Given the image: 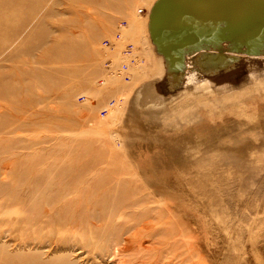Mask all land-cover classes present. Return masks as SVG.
I'll list each match as a JSON object with an SVG mask.
<instances>
[{
    "label": "rangeland",
    "instance_id": "1",
    "mask_svg": "<svg viewBox=\"0 0 264 264\" xmlns=\"http://www.w3.org/2000/svg\"><path fill=\"white\" fill-rule=\"evenodd\" d=\"M154 1L0 0V264H264V77L137 107ZM119 191L150 200L98 222L127 232L63 227L71 200Z\"/></svg>",
    "mask_w": 264,
    "mask_h": 264
},
{
    "label": "water",
    "instance_id": "2",
    "mask_svg": "<svg viewBox=\"0 0 264 264\" xmlns=\"http://www.w3.org/2000/svg\"><path fill=\"white\" fill-rule=\"evenodd\" d=\"M147 19L159 68L138 89L137 107L166 111L264 77V0H155Z\"/></svg>",
    "mask_w": 264,
    "mask_h": 264
},
{
    "label": "bare ground",
    "instance_id": "3",
    "mask_svg": "<svg viewBox=\"0 0 264 264\" xmlns=\"http://www.w3.org/2000/svg\"><path fill=\"white\" fill-rule=\"evenodd\" d=\"M150 7H149V9H150ZM147 14L145 17V22H144L145 25H147V20H148ZM38 42H41V41H39V38H37L36 43H38ZM32 49H33V47L31 45L30 46L27 45L24 49L23 54L24 53L29 54V52ZM188 83L191 84L193 82H192V80H188ZM10 88H11L10 85L0 86V96H3L7 92H9ZM55 194H56L55 197H58L59 193H55ZM76 199L71 200V202L65 204L61 208V211H63V213H64L63 219H64V221H66V223L64 224L63 227H70V229L72 231H74L76 234H78L82 230V226L87 225L88 227H90L88 229V231H90L91 239L93 240V242H99L101 240H107V237L109 234H111V233L117 234L118 233L117 230H119V229L120 230L126 229V232L130 229V226L128 227V226L123 225V227H122L121 225H119V226L116 225L117 226L116 227V226L110 225L111 223H108L107 225H104V226L98 225V222H101V219H103L107 214L117 213L120 211L121 208L130 209L131 207H133L135 205H139L141 202L142 203L150 202V200L147 197H144V196L143 197H141V196L137 197L136 194L131 193V191H128V192L119 191V192H115V193H101V194L88 195V196H85L83 198L84 203L74 201ZM76 203H81V204L77 205V207H79V209H77V211L73 210V207ZM87 210H92L93 212L87 214V212H86ZM85 212H86V215H84ZM94 227L96 229H94ZM82 232L85 235L87 233L85 230ZM147 237L152 238V235H147ZM143 238L145 239V236ZM126 242H127V240H126ZM130 242H131V240H130ZM133 242H135V241H133ZM135 244H136V242H135ZM91 246H92V242L86 241V243L83 247H89L90 248ZM112 247L115 250L116 249L118 250V252L115 250H114V252L120 253L118 246H116L115 244H112ZM126 248H127V244H124V246H122L120 249H125L124 252H126ZM90 250L92 251L94 249L90 248ZM134 257H136V256H134ZM137 258H138V256H137ZM29 264H34V263L30 262Z\"/></svg>",
    "mask_w": 264,
    "mask_h": 264
},
{
    "label": "built area",
    "instance_id": "4",
    "mask_svg": "<svg viewBox=\"0 0 264 264\" xmlns=\"http://www.w3.org/2000/svg\"><path fill=\"white\" fill-rule=\"evenodd\" d=\"M103 48L104 49L111 48V43L108 40L104 41L103 42ZM132 53H134V49L132 47L129 48V44L127 45V47L126 46L124 47V50H122V55H124V57H123L124 61L121 65L122 71H126L128 69L129 64L131 66L135 64V58L136 57L134 56V54L132 55Z\"/></svg>",
    "mask_w": 264,
    "mask_h": 264
}]
</instances>
